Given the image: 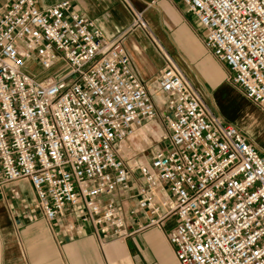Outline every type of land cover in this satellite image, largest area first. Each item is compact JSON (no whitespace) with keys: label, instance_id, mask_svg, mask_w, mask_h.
I'll list each match as a JSON object with an SVG mask.
<instances>
[{"label":"built area","instance_id":"1","mask_svg":"<svg viewBox=\"0 0 264 264\" xmlns=\"http://www.w3.org/2000/svg\"><path fill=\"white\" fill-rule=\"evenodd\" d=\"M180 3L198 22L205 50L227 69V82L262 106L264 0ZM132 16L151 37L142 14ZM162 56L152 86L139 78L122 42L108 46L69 1L41 9L35 0H6L0 198L9 185L27 182L49 228L68 209L66 233L89 228L100 249L129 235L114 197L136 199L146 218L141 230L175 220L166 240L178 264H264V151L224 123ZM153 94L163 98L167 135L144 164L128 141L156 119Z\"/></svg>","mask_w":264,"mask_h":264},{"label":"crops","instance_id":"2","mask_svg":"<svg viewBox=\"0 0 264 264\" xmlns=\"http://www.w3.org/2000/svg\"><path fill=\"white\" fill-rule=\"evenodd\" d=\"M5 1L0 0V7ZM60 1H69L73 13L91 20L108 46L121 41L142 81L154 85L165 53L224 121L227 118L220 113L222 100L218 97L228 92L238 117L227 124L237 127L248 142L264 151V104H253L227 82L228 73L205 50L201 28L193 15L183 12L180 0H35L41 9ZM132 12L142 14L151 37L133 26ZM152 97L158 99L155 94ZM145 130L139 129L130 140L144 138ZM20 188L28 190L29 197L21 196ZM114 200L123 209L124 229L129 235L108 241L100 249L89 228L79 235L66 233L65 225L73 221L68 209L66 216L49 228L35 207L30 185L24 181L9 185L0 198V264H178L166 240L175 220H168L161 230H141L146 218L136 199L116 196ZM32 216L34 221L29 220Z\"/></svg>","mask_w":264,"mask_h":264},{"label":"rangeland","instance_id":"3","mask_svg":"<svg viewBox=\"0 0 264 264\" xmlns=\"http://www.w3.org/2000/svg\"><path fill=\"white\" fill-rule=\"evenodd\" d=\"M183 12H185V11L183 10ZM211 61L216 66L215 61L212 59H211ZM221 66H223V65H221ZM33 70H34V68L31 69V71H33ZM36 71H39V69H36ZM225 71L227 72L226 68H225ZM28 73L31 74L30 71H28ZM226 96L228 98H226L224 100L223 98ZM201 97L204 99V97L202 95H201ZM230 97H231V95L228 94V92L226 93L225 96L218 97V101L222 100L220 102V104H221L220 105V113L227 118L226 121L223 120V122L226 124L227 123L233 124L234 119H237V117H238L237 106L235 105L233 98L229 99ZM154 101L156 103L155 105H156L157 117L152 122L146 124V126H145L146 135L144 136V138L135 139L134 141H131V140L128 141L130 144V147H131L130 154L134 155V159L136 162H141L144 164L148 163L149 157L151 156L152 150L154 148H161L162 149L164 147L165 144L161 141V138L163 136L167 135V132H166L165 127H164V123H163L162 118H161L162 112L164 111V108L162 105L163 98L161 96H158V99L155 98ZM143 150H145V152L141 153V151H143ZM19 193L21 196H24V197H29V194H30L29 191L24 189V188H20Z\"/></svg>","mask_w":264,"mask_h":264}]
</instances>
